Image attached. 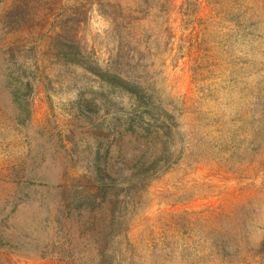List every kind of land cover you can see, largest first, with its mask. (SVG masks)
<instances>
[{
	"label": "rangeland",
	"instance_id": "1",
	"mask_svg": "<svg viewBox=\"0 0 264 264\" xmlns=\"http://www.w3.org/2000/svg\"><path fill=\"white\" fill-rule=\"evenodd\" d=\"M0 264H264V0H0Z\"/></svg>",
	"mask_w": 264,
	"mask_h": 264
},
{
	"label": "trees",
	"instance_id": "2",
	"mask_svg": "<svg viewBox=\"0 0 264 264\" xmlns=\"http://www.w3.org/2000/svg\"><path fill=\"white\" fill-rule=\"evenodd\" d=\"M203 36L204 37H203L202 41L204 42V39H205L206 36H205V34ZM204 50H205V45L201 49V52H203ZM205 58H206V56L202 57L201 61H204ZM90 71L92 73H94L95 75H97V76H99V77H101V78H103L105 80L113 81L115 83H118L121 88L128 90L131 94L132 93L134 94V92H136L137 94L139 93V91H136V90L140 89L137 84H133L129 79L121 76L120 74L110 73L108 70H104L98 64L94 65L93 67H90ZM17 78L19 80L20 87L29 88V87L32 86L33 82H32V79H31L30 75H27V73H25L24 71H20L19 70V75H18ZM133 87H135V89ZM20 92H21L20 89H17V91L13 92V96H14L15 100H17V98H19L18 95H19ZM148 102H146V103H148ZM150 104L151 103H148V105H150ZM156 110L162 111V112L167 114V110L161 108L160 105H157V109ZM168 114L172 118L174 117V115L172 113H168ZM164 124H165V121H164ZM166 128H169L168 125H165V126L160 125V129H158V131H155V136L156 137H158V136H160V137H168L169 136L168 134H172V131H170V132L165 131ZM161 130L163 131L162 134L160 133ZM149 133L151 134V130H150ZM155 139H158V138H155ZM163 144L165 146L166 141H163ZM170 152H173V149H171V147L169 146V143H168V146H165V148H161V149L157 148L156 150H153L152 151V155L149 157V158H151L152 165L147 167L146 169H144L142 172H140V173H143V174H141L140 178H144V174H147V173L149 174V172H153V170L155 172L157 170H159V166H163V165H159V164L162 162L163 158H167L168 157V154ZM160 153L162 154L161 156H160ZM132 174L135 175V173H132Z\"/></svg>",
	"mask_w": 264,
	"mask_h": 264
}]
</instances>
